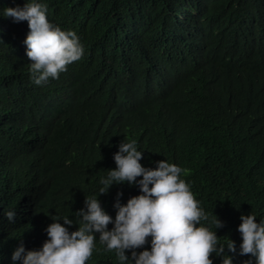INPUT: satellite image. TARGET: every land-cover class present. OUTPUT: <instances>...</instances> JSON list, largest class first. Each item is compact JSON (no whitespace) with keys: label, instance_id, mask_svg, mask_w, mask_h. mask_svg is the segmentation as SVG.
Here are the masks:
<instances>
[{"label":"trees","instance_id":"1","mask_svg":"<svg viewBox=\"0 0 264 264\" xmlns=\"http://www.w3.org/2000/svg\"><path fill=\"white\" fill-rule=\"evenodd\" d=\"M28 2L0 0V264H13L21 244L40 250L52 219L68 217L74 224L63 226L76 231L85 197L99 196L120 143L131 141L145 168L166 160L187 169L209 215L202 223L215 231L218 217L220 242L236 244L235 255L225 249L233 264H255L238 255V227L241 215L264 220V0H36L84 47L39 86L27 21L3 15ZM118 193L121 205L141 194L124 183L99 196L113 220ZM96 238L87 264H120Z\"/></svg>","mask_w":264,"mask_h":264},{"label":"clouds","instance_id":"2","mask_svg":"<svg viewBox=\"0 0 264 264\" xmlns=\"http://www.w3.org/2000/svg\"><path fill=\"white\" fill-rule=\"evenodd\" d=\"M5 17L14 22L27 21L29 33L24 41L26 56L31 63L29 71L36 85L49 79H59L68 66L82 59L84 47L75 32L63 31L49 22L47 6L31 0L23 8H6ZM116 168L102 177L99 196L107 195L113 185H137L140 195L130 198L126 205L119 203L117 194L115 219L101 207L97 196L85 197V209L76 215L81 219L76 231L69 232L74 223L64 217L52 219L46 233L48 239L40 250L26 251L21 244L12 254L13 264H87L96 250L97 238L106 251L114 252L120 264H213V254L222 257V264H233L236 244L227 238L220 242L216 230L224 227L214 214L215 231L202 222L209 215L182 178L187 169L166 160L155 169L145 168L140 161L143 153L135 141L121 142L114 154ZM142 179L137 180V178ZM6 218L15 222L16 212L8 211ZM238 231L242 243L238 255L255 258V264H264V220L257 223L254 214L241 215ZM113 224L111 230L108 226ZM151 238L150 250L137 252ZM131 252V257L126 252ZM245 264H252L251 260Z\"/></svg>","mask_w":264,"mask_h":264}]
</instances>
